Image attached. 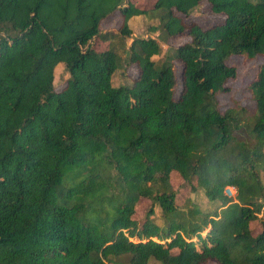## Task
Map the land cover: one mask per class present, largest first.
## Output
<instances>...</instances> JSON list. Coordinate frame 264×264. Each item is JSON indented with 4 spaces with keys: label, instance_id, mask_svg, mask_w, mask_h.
<instances>
[{
    "label": "trees",
    "instance_id": "trees-1",
    "mask_svg": "<svg viewBox=\"0 0 264 264\" xmlns=\"http://www.w3.org/2000/svg\"><path fill=\"white\" fill-rule=\"evenodd\" d=\"M201 1L142 9L129 0H0V264H264V62L244 86L251 111L237 101L220 111L217 101L237 76L233 57L264 59V0H206L223 20L185 22ZM117 11L118 34L101 32ZM137 15L158 19L162 41L189 40L159 60L155 38L126 48ZM116 37L124 65L137 69L130 85L112 84L122 65ZM93 38L108 48L95 50ZM58 63L68 73L60 90ZM174 172L218 208L181 209ZM141 197L153 202L139 224ZM155 203L164 226L150 218Z\"/></svg>",
    "mask_w": 264,
    "mask_h": 264
},
{
    "label": "rangeland",
    "instance_id": "rangeland-1",
    "mask_svg": "<svg viewBox=\"0 0 264 264\" xmlns=\"http://www.w3.org/2000/svg\"><path fill=\"white\" fill-rule=\"evenodd\" d=\"M134 3L137 7L142 9H149L155 3V0H129ZM185 22L195 21L200 24L202 27H209L214 23H219L223 20V15H215L211 12L210 6L206 0H202L199 3V6L195 8L192 14L189 17L184 18ZM122 19L120 13L117 11L115 14L110 15L108 19L102 20L100 24L101 32L106 31H115L118 34V27L121 25ZM158 19L154 17H149L146 15H137L133 16L129 21L128 25L131 28L130 36L122 37V42L125 43L126 48L129 47L134 38L139 37H152L157 39L160 42L161 53L159 55L153 56L154 60L162 59L165 52L167 51L169 46H178L189 40V37L186 35H181L177 37L170 38L166 41H162L158 37V30H154L153 28H157ZM89 44L92 48L97 51H103L108 48V41H100L97 38H93L90 40ZM110 44L113 45L115 50L120 54L121 57V67L116 69V71L112 75V84L114 86L118 85H130L132 83L133 76L136 75L137 69L135 66H125L124 62L127 58V54L121 48V42L118 37L113 38L110 41ZM241 60L238 57H233L230 60V63H234L237 65V76L235 79L229 80L227 82V86H229V91L226 93H221L217 95L218 108L220 111H223L227 106H231L233 101H237L239 104L246 107L248 110H252L254 107V102L250 99L249 94L244 90V86L254 77L258 65L264 62V59H253L246 62L238 61ZM175 71L177 75V84L174 92V97H177L180 87H181V63L179 61H175ZM68 77V73L66 72V68L63 63H58L54 69V86L55 89L60 90L64 87L66 83V79ZM238 136L242 137L243 133L241 131L238 132ZM264 182V178H262ZM191 184L196 185V181L192 180L191 183H186L179 176L177 172L171 174V185L175 190L176 194V204L181 209H187L192 206V203L198 206L200 209L204 211H213L218 208L220 204L218 201L208 200L204 191L201 188H197L196 190L191 189ZM228 188V187H226ZM226 188L224 189V194L227 195ZM232 190V188L230 187ZM152 200L150 198L141 197L136 202L135 212L133 214V219H135L139 224L146 217V213L150 206H152ZM153 214L150 215V218L154 220V222L160 226H164L165 222L161 215L160 207L157 203L153 204ZM260 216H264V209H262ZM254 233L258 232L260 229V222L253 221L250 224ZM209 227H207L202 234H205L208 231ZM194 242H197V238L193 237ZM198 247V245H197ZM121 260H125L124 258ZM111 264V263H109ZM149 264H160L154 258H150ZM207 264H215L214 262H209Z\"/></svg>",
    "mask_w": 264,
    "mask_h": 264
},
{
    "label": "built area",
    "instance_id": "built-area-1",
    "mask_svg": "<svg viewBox=\"0 0 264 264\" xmlns=\"http://www.w3.org/2000/svg\"><path fill=\"white\" fill-rule=\"evenodd\" d=\"M226 187H228V188H226ZM226 187H225L226 192H228L227 196L235 197V194H236L235 188L233 186H226ZM230 187L232 188V190L230 189Z\"/></svg>",
    "mask_w": 264,
    "mask_h": 264
},
{
    "label": "crops",
    "instance_id": "crops-1",
    "mask_svg": "<svg viewBox=\"0 0 264 264\" xmlns=\"http://www.w3.org/2000/svg\"><path fill=\"white\" fill-rule=\"evenodd\" d=\"M109 18V17H108ZM108 18H106V19H108Z\"/></svg>",
    "mask_w": 264,
    "mask_h": 264
}]
</instances>
